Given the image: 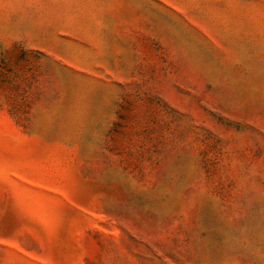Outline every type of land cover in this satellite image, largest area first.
Segmentation results:
<instances>
[{
  "label": "rangeland",
  "instance_id": "1",
  "mask_svg": "<svg viewBox=\"0 0 264 264\" xmlns=\"http://www.w3.org/2000/svg\"><path fill=\"white\" fill-rule=\"evenodd\" d=\"M0 264H264V0H0Z\"/></svg>",
  "mask_w": 264,
  "mask_h": 264
}]
</instances>
